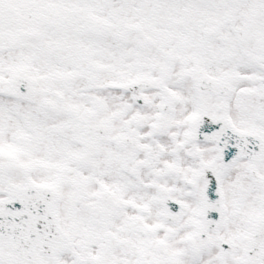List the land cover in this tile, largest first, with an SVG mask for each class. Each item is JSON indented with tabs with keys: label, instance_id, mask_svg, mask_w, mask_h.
I'll list each match as a JSON object with an SVG mask.
<instances>
[{
	"label": "snow or ice",
	"instance_id": "1",
	"mask_svg": "<svg viewBox=\"0 0 264 264\" xmlns=\"http://www.w3.org/2000/svg\"><path fill=\"white\" fill-rule=\"evenodd\" d=\"M0 264H264V0H0Z\"/></svg>",
	"mask_w": 264,
	"mask_h": 264
}]
</instances>
